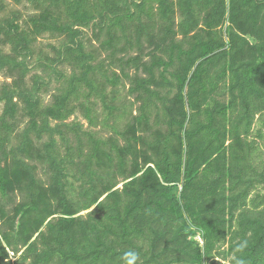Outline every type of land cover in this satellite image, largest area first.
I'll return each mask as SVG.
<instances>
[{
  "label": "trees",
  "instance_id": "trees-1",
  "mask_svg": "<svg viewBox=\"0 0 264 264\" xmlns=\"http://www.w3.org/2000/svg\"><path fill=\"white\" fill-rule=\"evenodd\" d=\"M12 1L0 264H264V0Z\"/></svg>",
  "mask_w": 264,
  "mask_h": 264
},
{
  "label": "rangeland",
  "instance_id": "rangeland-1",
  "mask_svg": "<svg viewBox=\"0 0 264 264\" xmlns=\"http://www.w3.org/2000/svg\"><path fill=\"white\" fill-rule=\"evenodd\" d=\"M0 4H1V0H0ZM4 5L7 7V10H5L2 14H7V13H9L10 10H20L22 12V14L26 17L30 13L34 12L33 10L30 9V7L25 6L24 4L23 5H17L12 0H4ZM88 33H89V36H90L91 32L89 31ZM58 44H59V40L57 38L51 37L49 35H46L43 38H40L38 40L36 46H37L38 49H43L45 52L51 53V48L49 47V45H58ZM93 44L95 46L98 45V43H96V42H94ZM70 69L71 68H69V67L66 68L67 71H70ZM6 81H8L7 78L3 74L0 73V86H1L2 83L6 82ZM58 85H59V83L54 80V82L52 83V85H51V87L49 89V92L44 94V101H45L46 104L51 101L52 95L56 92V87ZM109 90H111V87H109ZM127 90H128V87L125 88V87L121 86V93L119 95L120 99L125 98L127 96ZM127 100H128V102L129 101L131 102L133 100V98H129L128 97ZM96 103H97V109L99 110V113L101 112L100 113L101 116L105 117L106 114L103 111L102 103L100 102L99 99H96ZM2 110H3V105L0 104V115L2 113ZM70 121L81 122L84 125L85 129L89 128L88 121L82 116L81 113H77V114L73 115L69 119V122ZM91 129L95 130L96 132H100V135L103 136V137H108V136H110L112 134V130L109 127H103L102 128L101 125H99L98 127H95V128H91ZM119 187H121V185ZM83 214H86V212L83 213ZM219 264H225V263L223 261H221V263H219Z\"/></svg>",
  "mask_w": 264,
  "mask_h": 264
}]
</instances>
